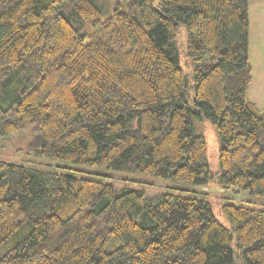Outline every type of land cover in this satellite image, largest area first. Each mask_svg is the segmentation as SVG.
Returning <instances> with one entry per match:
<instances>
[{
	"label": "trees",
	"instance_id": "1",
	"mask_svg": "<svg viewBox=\"0 0 264 264\" xmlns=\"http://www.w3.org/2000/svg\"><path fill=\"white\" fill-rule=\"evenodd\" d=\"M247 2L0 0V137L31 134L27 158L0 157V264H264V209L203 191L264 197Z\"/></svg>",
	"mask_w": 264,
	"mask_h": 264
},
{
	"label": "rangeland",
	"instance_id": "2",
	"mask_svg": "<svg viewBox=\"0 0 264 264\" xmlns=\"http://www.w3.org/2000/svg\"><path fill=\"white\" fill-rule=\"evenodd\" d=\"M103 17L110 14L116 6L124 5L126 0H91ZM248 18H249V62L251 65V82L246 92V99L254 103L260 111H264V0H248L247 2ZM183 35V32L180 31ZM184 42H185V36ZM185 47V43H184ZM180 48L179 59L185 73L189 72L188 58L185 48ZM192 82L191 76L188 77L187 84ZM204 136L207 142L208 165L213 179H217L219 175L218 153L219 139L213 124L209 120L204 121ZM31 134L28 131L13 134L9 137H0V157L3 159H25L28 156L22 153L26 149ZM134 182L124 184L127 187L142 190L147 197L165 192L167 184L155 177L136 176L131 177ZM171 183V182H169ZM174 187L173 192L187 195L188 191L197 190L199 188L185 184L171 183ZM214 183H212V186ZM191 187V188H190ZM205 192L223 194L230 198V202L249 208L264 209V197H250V195L242 190L235 192L232 189L222 190L217 187L203 189ZM209 202L212 204L213 213L218 221L229 227L228 221L218 212L219 201L216 197H210Z\"/></svg>",
	"mask_w": 264,
	"mask_h": 264
}]
</instances>
